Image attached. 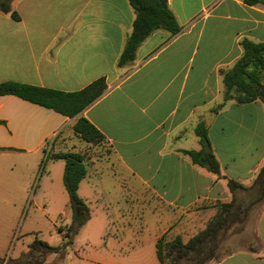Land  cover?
<instances>
[{
  "label": "crops",
  "instance_id": "0c3cea01",
  "mask_svg": "<svg viewBox=\"0 0 264 264\" xmlns=\"http://www.w3.org/2000/svg\"><path fill=\"white\" fill-rule=\"evenodd\" d=\"M167 2L180 31H152L137 46L133 61L122 66L118 57L135 16L128 0H12L18 19L0 11V83L76 91L105 78L106 89L81 114L104 135L121 192L146 208L138 217L167 218L153 236L151 264H160L158 239L169 231L180 233L183 212L202 206L199 213L212 214L214 202L232 197L228 178L252 184L264 163L263 103L225 100L223 82V73L242 55L243 38L264 43V3ZM74 119L0 94V258L11 257L32 184L40 170L51 178L43 160ZM200 121L207 127L219 175L183 153L201 148L195 132ZM84 179L89 193L81 195ZM98 181V175L87 172L79 182L77 192L85 202L98 200V185L104 187ZM67 199L72 214L68 194ZM67 226L56 228L59 236L64 237L59 228ZM255 236L261 249L244 247L207 264H264V202ZM72 251L68 259L66 250L58 264H112L111 258Z\"/></svg>",
  "mask_w": 264,
  "mask_h": 264
},
{
  "label": "rangeland",
  "instance_id": "374dc122",
  "mask_svg": "<svg viewBox=\"0 0 264 264\" xmlns=\"http://www.w3.org/2000/svg\"><path fill=\"white\" fill-rule=\"evenodd\" d=\"M52 151L84 153L87 172L92 176H99L98 183L104 186L98 185L102 193L98 195V200L85 202L89 210V218L72 235L71 243H67L66 237L59 236L56 229L59 226L69 225L72 220L62 182L64 160L47 158L44 164L51 171L52 176L46 179L42 170L36 176L29 199L22 207L16 224L17 239L10 251L11 257L2 259L0 263L5 264L9 259L14 261L10 264L23 262L29 252V243L38 237L49 245L58 247L57 252H48L41 256L40 259L46 264L61 263L63 256L67 254L66 250L70 251L69 256H66L69 259L72 257L73 249L81 252L86 258L99 257L103 261L111 258L112 264L113 258H115L114 264H130L131 262L151 264V251L154 252L153 236L167 218L151 213H147L143 219L138 217V212L146 208H141L135 198L127 199V194L124 195L119 189L121 176L113 172L116 164L114 161L112 164L107 144L102 142L90 146L89 142L74 133L72 127H66L59 133ZM91 157L93 162L89 163ZM85 192L86 179L83 181L80 194ZM232 192V197L227 201L214 202L210 215L206 210L203 213H207L203 215L199 213L204 208L202 206L191 207L182 213V229L177 235L186 242L215 217L222 209L221 202L234 201V211L231 213L229 210L228 214L226 213L228 220L218 232L216 244L207 252L210 254L207 263L218 261L244 247L253 250L261 249L255 236V223L264 199L256 200L258 192L253 188H239ZM33 194L34 197H32ZM46 196L48 202L45 201ZM175 236L169 231L165 234L164 240L172 241ZM163 255V264H184L175 256V253L167 256L165 248Z\"/></svg>",
  "mask_w": 264,
  "mask_h": 264
},
{
  "label": "trees",
  "instance_id": "16d2710c",
  "mask_svg": "<svg viewBox=\"0 0 264 264\" xmlns=\"http://www.w3.org/2000/svg\"><path fill=\"white\" fill-rule=\"evenodd\" d=\"M134 11L132 30L118 57V65L130 63L135 58L137 46L154 30L164 29L171 34L180 31L181 26L170 9L167 0H128ZM12 0H0V11L9 13L14 19L19 15L11 8ZM246 4L264 3V0H244ZM243 52L234 65L223 73L225 85L224 99H235L239 103L260 100L264 105V43L254 42L249 38L240 41ZM106 80L99 77L83 88L76 91H62L45 88L17 81H4L0 83V94H13L33 103L53 109L67 117H75L72 124L74 133L81 139L90 143V146L105 142L104 135L81 114L83 109L97 99L106 89ZM199 136L201 148L198 150H183L191 161L205 167L207 170L219 175V163L212 151L207 134V127L203 121L195 126ZM47 158L63 159L64 169L62 180L68 194L69 205L72 212L71 223L64 232L67 243H71L72 235L87 221L89 210L85 201L79 196L77 189L79 182L87 173L86 161L82 152H47ZM230 190L255 189L258 192L256 200L264 199V163L259 169L252 184L248 187L228 178ZM222 209L206 226L183 242L179 235L172 241H165L163 234L156 243L157 257L163 264V249L167 256H175L184 264H206L210 254L207 253L215 244L218 232L228 220V211L231 213L234 201L221 202ZM227 213V214H226ZM231 215V214H230ZM229 215V217H230ZM167 249V250H166ZM58 247L51 246L38 237L29 243V252L23 262L17 264H46L40 258L48 252H57ZM3 258H0L2 261ZM14 262L9 259L5 264ZM1 264V263H0Z\"/></svg>",
  "mask_w": 264,
  "mask_h": 264
}]
</instances>
